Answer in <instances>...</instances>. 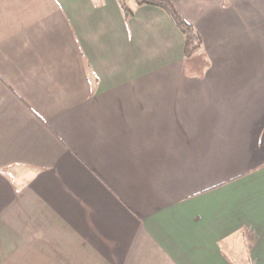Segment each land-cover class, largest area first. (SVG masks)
I'll return each instance as SVG.
<instances>
[{
	"label": "crops",
	"instance_id": "obj_1",
	"mask_svg": "<svg viewBox=\"0 0 264 264\" xmlns=\"http://www.w3.org/2000/svg\"><path fill=\"white\" fill-rule=\"evenodd\" d=\"M0 0V264H264V0Z\"/></svg>",
	"mask_w": 264,
	"mask_h": 264
},
{
	"label": "trees",
	"instance_id": "obj_2",
	"mask_svg": "<svg viewBox=\"0 0 264 264\" xmlns=\"http://www.w3.org/2000/svg\"><path fill=\"white\" fill-rule=\"evenodd\" d=\"M126 18L133 16L134 11L126 0H117ZM138 5H149L163 9L184 35V67L189 76H203L210 67L211 61L204 48L200 32L179 12L172 0H135Z\"/></svg>",
	"mask_w": 264,
	"mask_h": 264
}]
</instances>
